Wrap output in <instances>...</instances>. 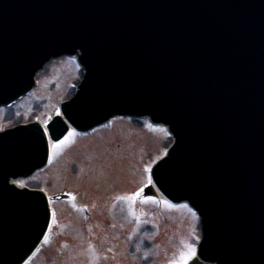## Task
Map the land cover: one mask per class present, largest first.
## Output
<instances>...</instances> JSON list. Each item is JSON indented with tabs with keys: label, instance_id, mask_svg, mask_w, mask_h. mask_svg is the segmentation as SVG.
<instances>
[{
	"label": "water",
	"instance_id": "1",
	"mask_svg": "<svg viewBox=\"0 0 264 264\" xmlns=\"http://www.w3.org/2000/svg\"><path fill=\"white\" fill-rule=\"evenodd\" d=\"M79 50L87 76L64 106L69 121L88 130L137 113L170 123L177 145L155 180L201 213V256L264 264V0H0V77L19 85L13 98L35 66ZM34 203L0 217V244L15 225L13 237L36 244L48 217Z\"/></svg>",
	"mask_w": 264,
	"mask_h": 264
},
{
	"label": "rangeland",
	"instance_id": "2",
	"mask_svg": "<svg viewBox=\"0 0 264 264\" xmlns=\"http://www.w3.org/2000/svg\"><path fill=\"white\" fill-rule=\"evenodd\" d=\"M76 71L73 64L67 62L51 66L49 72L40 78L44 88H41L37 95L10 111H0V129L35 120L49 122L58 112L59 99H67L71 95L69 85L80 77ZM113 128L114 134L103 132L105 135L103 146L94 139L82 142L78 141L76 136H70L64 145L67 150L63 153L55 151L52 169L39 174L33 181L24 183L33 188L47 190L50 195L64 191H80L82 193L80 203H94L91 209L95 210L94 214L97 216L91 222L85 223L83 219L85 210H75L76 216L69 215L70 213L62 208L59 218L63 237L59 241L51 240L33 264H105L99 256L103 250L109 248V251L103 252V257L114 259L112 254L117 252L119 262L123 264L165 262L154 254L155 251L152 253L151 250L145 249L144 235L147 238L155 232L143 234L138 243H135L134 239L140 233L141 226L137 230L130 221L128 226L123 227L121 233H114L112 226L122 225L123 214L115 213L114 216L108 215V218L103 215L113 206L115 195H128L148 184L149 167L162 155L170 141H163L159 135L156 137L145 135L136 125L126 120L120 121ZM79 143L89 145H81L76 150L74 147ZM71 148L75 150L69 153ZM67 160L74 161L68 163ZM142 169L146 171L145 176ZM146 203L142 205V214L163 228V235L158 239L163 244L161 255L172 258L179 248L182 258H192L199 238L192 222L184 220L183 217L172 218L168 215L158 220L155 208L158 204L151 200ZM166 212L171 211L169 209ZM147 224L145 223L143 228L150 231ZM130 234L132 235L129 240ZM115 246H119L118 250H115ZM59 248L65 252L63 258L58 255ZM49 254L54 256L53 260Z\"/></svg>",
	"mask_w": 264,
	"mask_h": 264
},
{
	"label": "bare ground",
	"instance_id": "3",
	"mask_svg": "<svg viewBox=\"0 0 264 264\" xmlns=\"http://www.w3.org/2000/svg\"><path fill=\"white\" fill-rule=\"evenodd\" d=\"M47 68H48V67H47ZM47 68H46V69H47ZM67 69H68V71H70L69 68H67ZM45 72H46V70H45ZM200 264H205V262H202V261H201Z\"/></svg>",
	"mask_w": 264,
	"mask_h": 264
}]
</instances>
